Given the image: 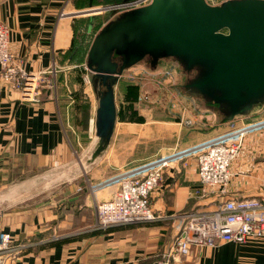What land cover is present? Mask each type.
Returning <instances> with one entry per match:
<instances>
[{
    "label": "crops",
    "instance_id": "0c3cea01",
    "mask_svg": "<svg viewBox=\"0 0 264 264\" xmlns=\"http://www.w3.org/2000/svg\"><path fill=\"white\" fill-rule=\"evenodd\" d=\"M99 1L0 0V22L9 28L10 53L29 71L50 70L48 77L54 82V87L44 88L39 100L24 101L0 78V192L6 193L0 211V235L7 234L14 247L11 254L2 252L4 264H157L185 225V214L205 203L192 196L201 187L196 158L192 157L186 164L168 168L152 192L155 220L106 228L98 225L97 204L104 200L100 194L111 196V187L93 190L92 184L103 182L124 167L109 161V170L90 174L88 167L71 165L70 153L82 135L76 133V125L89 120L90 136L95 130L93 120L103 89L86 68L87 54L94 36L114 15L111 11L80 13L95 10ZM161 65L159 61L156 67L146 69L158 71ZM133 68L127 69L115 86L118 116L105 151L114 149L130 125L147 129L146 136L154 124L159 129L165 125L180 128L167 136L160 133L159 138L167 137L164 145L127 156L126 167L229 128L230 120L207 103L211 116L193 115V121L184 127L180 122L167 123L163 113L146 123L128 121L134 111L130 79L140 78L145 70ZM260 118H264V103L234 119L240 124ZM110 155L98 154L95 159L102 163ZM231 170L230 196L264 200L263 131L246 138ZM173 264H264V240L192 246L187 256Z\"/></svg>",
    "mask_w": 264,
    "mask_h": 264
},
{
    "label": "water",
    "instance_id": "95a60500",
    "mask_svg": "<svg viewBox=\"0 0 264 264\" xmlns=\"http://www.w3.org/2000/svg\"><path fill=\"white\" fill-rule=\"evenodd\" d=\"M132 0L86 9L118 14ZM174 58L194 76L188 93L202 97L225 119L251 112L264 103V0H152L119 12L94 36L87 68L102 90L96 110L98 155L110 145L118 108L115 86L122 74L149 59L152 67Z\"/></svg>",
    "mask_w": 264,
    "mask_h": 264
},
{
    "label": "built area",
    "instance_id": "2783aa9c",
    "mask_svg": "<svg viewBox=\"0 0 264 264\" xmlns=\"http://www.w3.org/2000/svg\"><path fill=\"white\" fill-rule=\"evenodd\" d=\"M206 1L218 5L226 0ZM151 2L132 0L128 5L121 6L119 12ZM50 73V70L29 71L14 58L9 51V28L0 22V78L19 92L22 100L34 101L41 96L40 87H54V82L48 77ZM260 131L264 132V118L240 124L232 119L227 130L211 138L146 158L92 186L94 189L111 187V196L97 204L98 225L106 228L155 220L157 215L150 198L163 180L164 173L168 168L180 162L186 164L195 157L201 187L192 196L205 203H200L199 207L185 214V225L177 234L170 251L157 264H173L187 256L192 246L215 247L227 242L264 240V200L229 195L233 176L231 164L246 138ZM13 250L11 238L1 233L0 251ZM0 264H4L2 259Z\"/></svg>",
    "mask_w": 264,
    "mask_h": 264
},
{
    "label": "rangeland",
    "instance_id": "374dc122",
    "mask_svg": "<svg viewBox=\"0 0 264 264\" xmlns=\"http://www.w3.org/2000/svg\"><path fill=\"white\" fill-rule=\"evenodd\" d=\"M105 4L106 3L101 2L100 6L98 7H102ZM102 14L97 16H102ZM113 15H115V17L113 16L111 17V19L107 20L105 25L117 17V13ZM160 62L162 63V65L161 68L158 69V71H155L153 69H146L151 68L149 59L139 62L138 64L133 66L134 68L132 67L133 69L145 67V70H143V72L141 71L142 74L140 78L131 77L130 79V82H132L131 87L137 88L138 96L130 102V104H133L134 108L132 109H134V111L131 113V115L128 116V121L146 123L159 119L158 117L161 113H163L165 114V116H163V120L168 119L166 120L167 123L180 122L184 127L185 123L190 124V122L193 121V115L201 116L202 118H208L209 116H211L212 110L206 106V101L202 97L196 98V96L188 93L185 88V84L194 76V72L185 71L180 64H177L174 58H164L160 60ZM43 90L44 88L40 87L41 93H43ZM186 109H188L189 111ZM85 112L86 111L84 110V115L86 114ZM215 113L220 116L222 115V112L217 109L215 110ZM166 116H168V118ZM86 121V124L76 125V133L82 132V135L78 143L75 144L76 147L74 146L75 148L74 150H71L70 154H72V158L74 159H72L71 165L77 167L79 165L88 167L90 174H96L98 172L104 173L106 172V170L110 169V164L112 163L114 164V166H116V163H119V167H124L120 168L119 172L123 169L132 167H126L127 156L130 157L133 154L142 155L149 149L152 150L155 147H159V145H164L166 143L165 140L167 137H162L161 139L158 136H160L162 133L167 136L168 133L177 132V130L180 128V125H175L176 127L165 125L162 127V129H159L158 126L154 124V126L157 127L152 126L151 134H148L146 136L144 134H146L147 129H142V126H127L125 133H122L123 136L120 137V142L116 143L114 149L112 151L111 149H109L108 151H105L106 149L102 151L101 154L111 155L101 163L100 160L97 161L95 159L94 155L96 154L95 151L99 146L100 139L96 135L95 130H93V133H91L92 135L90 136V132L88 130L90 121ZM178 148H181V146L178 145ZM143 160L145 159L139 160V162L135 163L134 166L141 163ZM109 161H111L112 163H109ZM62 177L63 176L60 175V178ZM94 185L92 184V186ZM5 194V192H0V211H2V198L5 196ZM100 196H102L103 199H107L110 197L107 193H101ZM11 252L12 251H10V254ZM1 259L2 251H0V260ZM2 261L4 260L2 259Z\"/></svg>",
    "mask_w": 264,
    "mask_h": 264
},
{
    "label": "trees",
    "instance_id": "16d2710c",
    "mask_svg": "<svg viewBox=\"0 0 264 264\" xmlns=\"http://www.w3.org/2000/svg\"><path fill=\"white\" fill-rule=\"evenodd\" d=\"M97 0H94V2H96ZM121 0H100L99 3L103 2V3H106L105 5H110V4H113L115 2H120ZM98 3V2H97ZM82 50V48L80 49V51ZM81 56H82V52H81ZM82 59V58H81ZM134 89V90H133ZM129 94L131 96L132 99H135L137 96H138V91H137V88L135 87H130V91H129ZM133 101V100H132Z\"/></svg>",
    "mask_w": 264,
    "mask_h": 264
},
{
    "label": "bare ground",
    "instance_id": "6f19581e",
    "mask_svg": "<svg viewBox=\"0 0 264 264\" xmlns=\"http://www.w3.org/2000/svg\"><path fill=\"white\" fill-rule=\"evenodd\" d=\"M88 81H89V78H88ZM93 126H94V124H93Z\"/></svg>",
    "mask_w": 264,
    "mask_h": 264
}]
</instances>
